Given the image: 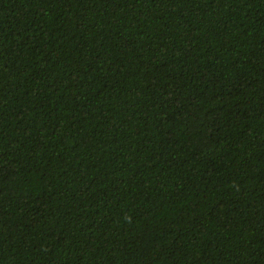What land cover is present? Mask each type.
Listing matches in <instances>:
<instances>
[{
    "label": "trees",
    "instance_id": "1",
    "mask_svg": "<svg viewBox=\"0 0 264 264\" xmlns=\"http://www.w3.org/2000/svg\"><path fill=\"white\" fill-rule=\"evenodd\" d=\"M0 264H264V0H0Z\"/></svg>",
    "mask_w": 264,
    "mask_h": 264
}]
</instances>
